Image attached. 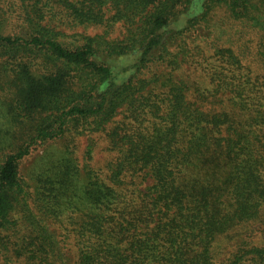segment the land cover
<instances>
[{
	"label": "trees",
	"instance_id": "obj_1",
	"mask_svg": "<svg viewBox=\"0 0 264 264\" xmlns=\"http://www.w3.org/2000/svg\"><path fill=\"white\" fill-rule=\"evenodd\" d=\"M0 264H264V0H0Z\"/></svg>",
	"mask_w": 264,
	"mask_h": 264
},
{
	"label": "rangeland",
	"instance_id": "obj_2",
	"mask_svg": "<svg viewBox=\"0 0 264 264\" xmlns=\"http://www.w3.org/2000/svg\"><path fill=\"white\" fill-rule=\"evenodd\" d=\"M90 32H95V29L93 28H90L89 29ZM243 41V45H246L248 47H250V53L249 54V60H255L257 59L260 54H259V50H262V47H259V43L261 41V39H258L254 34H250L244 38L241 39ZM123 117V115L121 116V118ZM90 138H97L98 139V146L95 148V151H94V159H93V163L100 167V168H103L105 167L104 169H106V165L114 160L116 158V153L114 152H110L108 150V143H107V140L104 136V134L102 133H92L91 135H89ZM77 143V149H78V155L80 157H83V155L85 154V150L88 146V137L87 136H84V137H79L76 141ZM152 182V179H149L147 181V183H150ZM51 228L53 230H55L57 233L59 232L60 228L58 227L57 224H52L51 225ZM72 246L71 243H67L66 244V248L65 249L66 251H68L70 253V247Z\"/></svg>",
	"mask_w": 264,
	"mask_h": 264
}]
</instances>
